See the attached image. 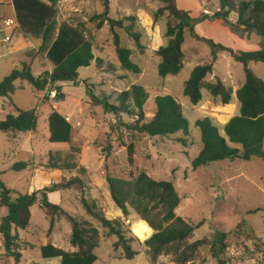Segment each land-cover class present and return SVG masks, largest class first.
<instances>
[{
	"label": "rangeland",
	"instance_id": "obj_1",
	"mask_svg": "<svg viewBox=\"0 0 264 264\" xmlns=\"http://www.w3.org/2000/svg\"><path fill=\"white\" fill-rule=\"evenodd\" d=\"M4 1L0 0L1 3ZM103 1L59 0L56 16L58 24L70 23L84 30L87 37L92 40L94 57L102 60L100 68L93 62L89 67L79 69L78 83L76 85L62 84L61 94L63 96L58 100L50 98L47 92L35 94L28 84L19 82L16 85H22V87L11 97L12 105L8 99L0 98V121L7 114L16 115L15 107L20 110L36 108L38 115V133H35L36 137L31 149L20 151L17 155L11 153L13 146L8 143L6 136L0 133L1 180L16 192L25 195L28 189L27 180H29L30 169L34 166L41 169L42 164L39 159H46L49 152L67 150L66 145L51 144L42 138L48 132L46 117L48 111L57 109L64 116L69 115L74 142L81 149V157L77 160V164L88 171L82 177L86 186V198L99 201L107 219L121 218L124 220L125 228L129 230L125 233V238L129 241L132 250L138 254L133 260L123 259L122 251H115L112 247L116 240L115 237L109 238L108 230L102 228L90 217L88 218L79 205H76L74 193L77 194L78 202L79 194L75 190L61 192V197H53L56 201L53 204L58 205L61 198L60 207L66 213L80 220L88 218L89 222L99 231V245L94 250L97 260L94 264H151L146 248L143 246L146 239L141 241L131 230L132 223L141 221L131 208L128 209V218H123L110 199L105 180H101V178L105 179L106 176H110L130 181L142 172L156 181L171 182L180 198L175 214L193 226L202 223L195 230L189 243L195 240H210L213 232L222 231L227 234V249L222 256L225 264L264 263V211L252 213L256 209L264 210V159L253 157L249 161L225 160L196 170H193L191 165L201 149L200 132L195 125L197 120L204 117L210 118L219 133L224 136L222 121L218 120L216 106L210 104L213 98L209 93L203 90L202 100L196 106L192 105L183 95V86L192 68L209 61V45L197 40L196 37L224 45L227 43L229 34L233 33L221 22L210 24L207 21L198 23L194 27V35L185 30L182 51L186 55V63L178 75L162 78L157 73L160 58L155 55L154 50H157L162 43V46L166 45L167 39L163 35L166 23L172 20L167 12L156 23L153 22L152 17L164 4L159 0H108L109 18L112 20H124L127 17L136 19L132 23L133 30L141 36L142 52L135 46L124 28L115 29L122 45L132 51L131 60L141 69L140 75H134L118 69L119 63L112 44L109 25L105 23L100 29L97 28L100 21L99 16L104 10ZM215 1L176 0L175 5L178 11L188 12L190 18L195 20L200 18L205 10H212V7H215ZM3 17L9 16L0 7V19ZM232 19L233 17L229 18L230 21ZM123 24L127 27L131 22L124 21ZM157 26L161 30L160 36L157 35L159 33ZM17 28L25 31L21 27ZM5 35H13L10 45L17 38L12 28L4 30ZM259 39L258 36L253 35V41H246L245 44L253 45L254 40L259 41ZM231 45L232 47L239 46L236 42H232ZM5 46L0 35V81L14 69H19L22 62L28 61L29 63V59H25L26 56L9 52V46ZM192 48L197 50V56L191 57L190 53L196 52L192 51ZM31 54H34L33 57H38L34 59L35 61H31L33 62L32 74L38 76L47 71L48 67L43 66L48 63L45 61L41 63L42 55H36L34 51ZM189 57L191 59L187 62ZM49 66L52 68V65ZM249 67L256 77L264 81V64L251 63ZM213 78H218L225 86H229L234 103L236 101L238 104L236 112L238 115L240 106L234 91L244 82L243 66L230 58H220L213 67L212 76L207 77L208 80ZM133 84L142 86L148 94L147 102L143 107L146 122L154 115L155 97L171 95L181 105L182 114L188 122L189 135L184 137L181 133H177L167 137H149L146 134L130 131L127 126L135 122V117L126 114L114 116L106 113L101 105L92 106L86 95V90H88L100 100L103 98L108 103L116 105L120 93L129 89ZM22 137L25 135L22 134ZM182 139L186 140V144L180 142ZM130 144L133 145L131 164L127 154V147ZM235 147L239 148V146ZM31 154L36 155L33 161H29ZM15 163H24L27 167L18 172L12 171L9 167ZM69 174V178L78 176L77 172ZM88 194L95 199L90 198ZM116 213L118 217L115 216ZM49 230L50 219L45 217L37 204H34L31 208L30 226L25 231H19L22 241L32 246L23 251V264H59L58 259L43 260L40 258L39 246L48 243ZM70 235V224L65 219H60L55 223L51 243L61 249H69ZM2 256H0L1 261ZM156 264H175L173 255L167 252L159 257ZM191 264L218 263L211 258L209 248L204 247L200 249L195 261Z\"/></svg>",
	"mask_w": 264,
	"mask_h": 264
},
{
	"label": "trees",
	"instance_id": "obj_2",
	"mask_svg": "<svg viewBox=\"0 0 264 264\" xmlns=\"http://www.w3.org/2000/svg\"><path fill=\"white\" fill-rule=\"evenodd\" d=\"M58 1L11 0L16 19L20 27L25 29L21 34L31 41H40L36 50L25 53L26 58L29 61L38 58L31 54L34 51L52 65L49 71L34 76L31 64L23 62L19 69H14L4 77L0 81V98L8 99L11 105V97L22 87L16 85L17 82L28 84L35 94L54 90L55 100H58L63 96L60 84L76 85L79 69L89 67L93 62L98 68L101 67L102 60L94 57L92 40L87 37L84 30L70 23H57ZM159 1L164 6L153 14V22L156 23L166 12L172 20L166 23L163 35L167 39L166 45L155 51V55L160 58L157 73L162 78L176 76L182 71L187 59L182 51L184 32L188 30L194 35V27L198 23L220 21L240 39H249L252 34L260 38L257 51H235L222 44L196 37L197 40L209 45L210 52L209 61L194 67L184 83L183 95L192 105L196 106L201 102L203 90L223 106L231 103L233 94L229 87L220 79L215 81L206 79L212 74L213 66L221 54L228 55L235 63L243 66L244 82L235 91V97L240 105L239 114L224 124V136L219 133L210 118L204 117L196 121L195 125L200 132L201 149L191 162L192 169L208 167L211 163L225 160L249 161L253 157L264 159V81L256 77L249 67L251 63L264 64V0H216L214 4L216 11L212 15L202 14L195 20L190 18L188 12L176 9V0ZM103 7L97 28L100 29L105 23L109 25L119 63L118 69L140 75V67L131 60L132 51L122 45L115 30L124 28L135 46L142 52L141 36L133 30L132 23L136 19L127 17L124 20H112L108 17V0L103 1ZM232 14L236 17L235 22L229 20ZM124 21H130L131 24L124 27ZM86 95L92 106L101 105L106 113L135 117V122L127 126L130 131L149 137H167L177 133L184 137L189 135L188 122L182 114L181 105L171 95L155 97V112L147 122L143 107L148 94L142 86L133 84L121 92L116 105L108 103L103 98L100 100L88 90ZM14 110L16 115L8 114L0 121V132L9 135L36 133L38 124L36 108L20 110L15 107ZM47 123L48 142L66 145L67 150L49 152L43 167L67 173L77 172L78 176L68 180L62 178L60 182L52 183L31 194H18L14 200L11 195L15 192L7 189L0 180V207L7 208V215L0 219V232L4 236L7 256L13 258L15 263H19L20 254L17 250L20 245L17 231L25 230L29 226L30 209L34 204H38L45 217L50 219V230L53 229L56 220L65 219L70 224L69 244L75 249L74 252H66L47 244L41 248L42 258H59L60 264H94L97 260L94 250L99 245V231L89 221L69 215L59 205L48 200L51 193L75 190L80 196L79 202L84 213L108 230L109 238L115 237L113 249L121 250L123 259L133 260L138 254L132 250L125 238V233L129 230L125 228L124 220L107 219L95 201L88 200L85 196L86 186L82 177L87 171L77 164L81 157V149L74 142L71 124L55 109H51ZM180 142L186 144L185 139ZM132 153L133 145L130 144L127 147L130 164L133 162ZM26 167L27 164L15 163L11 170L18 172ZM105 182L110 199L123 218H128V209L131 208L139 220L145 222L152 230L151 236L143 242L151 264H156L159 257L167 252L173 255V263L191 264L204 247L209 248L211 258L218 264H225L222 256L227 249L226 233L215 231L210 240L188 242L202 223L193 226L175 214L180 198L171 182L156 181L143 172L130 181L106 176ZM259 211L264 210L256 209L252 213ZM254 239L257 240L255 237Z\"/></svg>",
	"mask_w": 264,
	"mask_h": 264
},
{
	"label": "crops",
	"instance_id": "obj_3",
	"mask_svg": "<svg viewBox=\"0 0 264 264\" xmlns=\"http://www.w3.org/2000/svg\"><path fill=\"white\" fill-rule=\"evenodd\" d=\"M41 1H45V0H41ZM0 7L4 10V11H6V13H7V15L9 16V17H3V18H1L0 20V23L2 24H0V35H1V37H2V43L3 44H5L3 41L4 40H6V39H8L9 41L5 44L6 46L5 47H7V46H9L8 47V50H9V52H15V53H21L22 55H24L25 56V53H26V51H31V50H36L37 48H38V46L40 45V41L39 40H30L28 37H25V36H23L22 34V32H21V30H19V28H15V29H13V34L17 37L16 38V40H15V42L12 44V45H10V43L13 41V39H12V36L13 35H11V36H8V35H5L4 36V30H7L8 28H4L3 27V24H4V22L6 21V20H8V19H10V18H15L16 19V15H15V11H14V9H13V6H12V2H11V0H5L4 2H0ZM214 9V10H213ZM208 12H209V15H212L215 11H216V6L215 7H212V10L210 9V10H207ZM5 13V12H4ZM4 13H3V16H4ZM200 14H202V12H200ZM230 17H233V19L231 20V22H235L236 21V17H235V15H230ZM17 20V19H16ZM208 22V21H207ZM217 22H220V21H214V22H212V23H210V22H208V23H210V24H213V23H217ZM17 23H18V21H17ZM222 23V22H221ZM19 24V23H18ZM3 27V28H2ZM18 27H20V25H18ZM157 29H158V32L159 33H157V35H159L160 36V34H161V30L159 29V27L157 26ZM14 30H15V32H14ZM22 33V34H21ZM155 35H156V33H155ZM254 34H252L250 37H249V39H240L239 37H237L236 35H234V34H229V36L227 37V43H224V46H226V47H229V48H231V49H233V50H235V51H257L259 48H258V43H259V41H257V40H254V42H253V45H250V44H245V42L247 41V42H252L253 40H252V36H253ZM160 39H161V37H160ZM260 40V39H259ZM232 42H236L239 46H237V47H232ZM162 43V42H161ZM161 46L163 45V43L162 44H160ZM160 47V46H159ZM158 47V48H159ZM157 48V49H158ZM192 51H196V52H191L190 53V55H191V57L192 56H197V54H198V52H197V50L196 49H194V48H192L191 49ZM154 51H156V50H154ZM191 57H189V60L187 61V62H189L190 61V59H191ZM220 58H225V59H229L230 57L228 56V55H226V54H221V55H219V57H218V59H220ZM25 59H26V57H25ZM99 59H101V58H99ZM231 59V58H230ZM37 60V59H36ZM208 60H209V58H208ZM35 61V60H34ZM38 61V60H37ZM43 61H45V62H47L48 64H45L46 66H43V67H48V70L47 71H49L50 70V66L49 65H51L44 57L42 58V60H41V63L43 62ZM25 62V61H24ZM28 62V61H27ZM23 63V62H22ZM29 63L32 65V63L33 62H31V61H29ZM39 63V62H38ZM215 65V64H214ZM214 67V66H213ZM194 68V67H193ZM192 68V69H193ZM213 73V72H212ZM208 76H212V74L211 75H208ZM207 79V78H206ZM215 79H218V78H213V79H207V81H215ZM223 82V81H222ZM65 84V83H64ZM60 85H62V84H60ZM241 86V85H240ZM227 87H229V86H227ZM234 95H235V91H234ZM236 98V97H235ZM237 100V99H236ZM207 104H209V102H206ZM210 104L211 105H215L216 106V108H215V110H217V115H218V120H220V121H222V125L224 126V124H226L229 120H230V118H232L233 116H235L236 115V112H237V109H238V104H236V101H235V103H234V100H233V97H232V101H231V103L230 104H228V105H221L220 104V102L219 101H217V100H212V103L210 102ZM240 106V105H239ZM56 111H57V109H56ZM58 112V111H57ZM49 114H50V112L48 111V113H47V115H46V117H47V119H48V116H49ZM8 115V114H7ZM62 115V114H61ZM6 116V115H5ZM64 118H65V116H69V115H62ZM68 122L70 123V120H68ZM38 131V130H37ZM36 131V132H37ZM1 133V132H0ZM38 133V132H37ZM4 134V133H3ZM22 134H24L25 135V137H22ZM5 136H6V140L8 141V143L9 144H11L12 146H13V150L11 151V153H14L15 155H17V153L18 152H20V151H23V150H28V149H31L32 148V144H33V140H34V138L36 137L35 136V133H21V134H14V135H9V134H4ZM42 138L44 139V140H48V138H49V131L45 134V135H43L42 136ZM36 159V155L35 154H31L30 155V157H29V161H33V160H35ZM28 161V162H29ZM39 161H40V163L42 164L41 166H40V168L41 169H37V167H35L34 166V168H32V169H30V175H29V180H27L28 181V189H27V193L26 194H31L32 192H34V191H37V190H40V189H42V188H44V187H48L50 184H52V183H58V182H60L61 181V179L62 178H66L67 180L69 179V176H70V174L69 173H67V172H64V171H58V170H48V169H45L43 166H44V164H45V162H46V159H39ZM37 162H35V164H36ZM11 168H12V166H10ZM9 167V169H11ZM81 167V166H80ZM83 168V167H82ZM85 169V168H84ZM86 171H87V169H86ZM88 172V171H87ZM1 173V172H0ZM2 174V173H1ZM72 175H74V174H72ZM0 180H1V175H0ZM101 180H105V179H102L101 178ZM2 181V180H1ZM3 182V181H2ZM4 183V182H3ZM4 185L6 186V188L7 189H9V190H11L12 192H15V194H12L11 195V197H12V200H14L15 199V197L18 195V194H20V193H18V192H16L14 189H12V188H10L8 185H6L5 183H4ZM67 191H70V190H67ZM61 192H65V191H61ZM61 192H55V193H51V194H49L48 195V200L51 202V203H55L56 201L53 199V197L55 198V197H61L60 195V193ZM22 195V194H21ZM77 194H75L74 193V199H75V203H76V205H79V207L81 208V206H80V204H79V202L77 201L78 199H77V196H76ZM89 195V197L90 198H93V199H95L93 196H91L90 194H88ZM88 199V198H87ZM93 201H95V200H93ZM59 203H58V205L60 206L61 205V203H62V200H61V198L59 199V201H58ZM95 203L100 207V204H99V201H95ZM38 205V204H37ZM39 207V206H38ZM32 208V207H31ZM101 208V207H100ZM40 209V208H39ZM82 209V208H81ZM102 209V208H101ZM83 211V210H82ZM103 211V213H105V211L104 210H102ZM7 215V208H5V207H0V219L2 218V217H4V216H6ZM115 216H117L118 217V214L116 213V215ZM88 218H89V216H88ZM88 218H85V219H81V220H86V221H89L88 220ZM49 219V218H48ZM80 219V218H79ZM30 221H31V209H30ZM59 221V220H58ZM57 220L55 221V223H57L58 222ZM29 226H30V222H29ZM28 226V227H29ZM27 227V228H28ZM26 228V229H27ZM25 229V230H26ZM25 230H18L17 231V237H18V243H19V245H20V248L17 250V252L20 254V260H19V263H15L14 262V260H13V258H11V257H9V256H7V253L6 252H4V254H3V256H2V254H0V256H2V261H1V259H0V264H23L22 263V253H23V251L25 250V248H31L32 246H30L26 241H22V239L20 238V236H19V231H25ZM53 232H55V224H54V227H53V229L52 230H49V232H48V243L47 244H50V245H52V246H54V247H56V248H59V247H57L54 243H51V240H52V233ZM47 244H45V245H47ZM45 245H40L39 246V252H40V258L41 259H43L42 258V256H41V248L43 247V246H45ZM70 245V244H69ZM70 248L69 249H66V250H64V249H62V250H64V251H66V252H74L75 251V249H73L71 246H69ZM59 249H61V248H59ZM1 258V257H0ZM56 259H58L59 260V264H60V259L59 258H56ZM43 260H53V259H43Z\"/></svg>",
	"mask_w": 264,
	"mask_h": 264
},
{
	"label": "built area",
	"instance_id": "obj_4",
	"mask_svg": "<svg viewBox=\"0 0 264 264\" xmlns=\"http://www.w3.org/2000/svg\"><path fill=\"white\" fill-rule=\"evenodd\" d=\"M205 15H209V12L208 11H204L203 12ZM4 28H12V29H15L18 27V23H17V20L15 18H10L8 20H6L3 24ZM9 40L6 39L4 40L3 42L6 44ZM49 95H50V98H54L55 99V96H56V92L54 90L48 92ZM66 121L69 120L68 116L65 117ZM5 251V240H4V236L3 234L0 232V254H4Z\"/></svg>",
	"mask_w": 264,
	"mask_h": 264
},
{
	"label": "bare ground",
	"instance_id": "obj_5",
	"mask_svg": "<svg viewBox=\"0 0 264 264\" xmlns=\"http://www.w3.org/2000/svg\"><path fill=\"white\" fill-rule=\"evenodd\" d=\"M132 233L141 241L147 239L151 233V229L148 225L141 221V222H134L131 225Z\"/></svg>",
	"mask_w": 264,
	"mask_h": 264
}]
</instances>
